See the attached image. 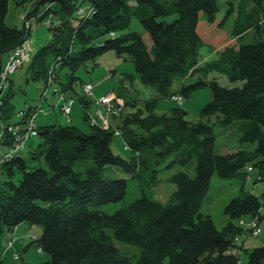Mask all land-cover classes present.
Listing matches in <instances>:
<instances>
[{
    "label": "trees",
    "instance_id": "trees-1",
    "mask_svg": "<svg viewBox=\"0 0 264 264\" xmlns=\"http://www.w3.org/2000/svg\"><path fill=\"white\" fill-rule=\"evenodd\" d=\"M11 3L17 9L34 4L23 15L33 24L44 26L48 17L58 21L25 65V83L42 82L45 90L55 86L59 94L74 91L76 83L82 87L76 76L80 68L90 74L102 55L114 52L133 64L136 76L129 80L138 78L154 96L141 106L126 103L133 111L120 115L115 129L129 152L126 157L111 150L112 127L89 124L87 113L86 131L70 123L38 126V141L28 153L38 164L29 167L21 154L1 165L0 238L22 224L39 227L40 237L30 245L48 255L43 264H264V245L248 251L244 239L234 242L243 233L238 221L257 217L260 223L264 211V194L245 191L253 173L255 181L264 180V0L230 1L220 21L217 0H0V73L3 56L28 40L30 32L8 22ZM83 5L90 13L78 18ZM170 15L176 19L161 20ZM231 17L228 35L235 43L200 64L203 41L219 45L226 36L216 31ZM133 19L149 44L129 31ZM214 74L241 87L224 88ZM186 78L193 79L188 86ZM175 80L181 84L173 90ZM202 88L210 90L211 100L198 120H185L180 107L156 114L160 101L176 95L187 99ZM13 95L9 88L1 97L3 124L20 111ZM77 101L87 109L85 98ZM233 123L238 124L239 149L216 154L214 128ZM9 138L5 135L2 142L5 149L11 146ZM173 157L168 167L177 163L184 170L169 178L176 191L167 204L143 194L111 216L89 209L93 199L105 205L126 196L127 181L106 178V168H119L131 178L153 174L156 180ZM213 175L240 181L239 195L223 210L228 222L221 230L200 212ZM112 239L136 247L139 256L133 260L119 252Z\"/></svg>",
    "mask_w": 264,
    "mask_h": 264
},
{
    "label": "rangeland",
    "instance_id": "rangeland-1",
    "mask_svg": "<svg viewBox=\"0 0 264 264\" xmlns=\"http://www.w3.org/2000/svg\"><path fill=\"white\" fill-rule=\"evenodd\" d=\"M230 1H233V0H217L218 5H219V9H220V11L217 15V18L219 21L222 19L225 10L228 7V2H230ZM10 5H11L10 6L11 13L8 17V22L12 23V20L17 18L18 12H23V15H24L28 11V9L30 8V6L32 4H27L23 9H19V10H17L15 5H13L12 3ZM263 6H264V3H263ZM34 7L35 6H33L30 9L33 10ZM41 10H43V9H41ZM81 10L85 11V13L84 14H77L78 18L85 17L86 13L89 12V7L87 5H83ZM174 19H176V15H170L164 19H161V20H164L166 22H171ZM20 20H22V17ZM44 20L46 21L45 22L46 26L44 25L46 28H43V26H41V30L44 29L45 33L48 36L49 34H48L47 29L49 27L48 26L49 25L48 24L49 19L46 18ZM233 20H234V17H231L228 21L225 22L224 27L221 29V31L219 30L216 32L222 33L223 35H226V37H229L228 34L232 28ZM24 29H25V27H24ZM129 31L138 33L140 36H142V38H144V40L148 44L150 43L149 37L147 36L145 31L143 30L141 24H139L136 20L133 19L131 21L130 26H129ZM226 39L223 38V40H220L219 45L213 44V43L211 44V43H207L206 41H203V46L200 49V59L205 60V58L210 57L211 51L213 49L223 48L224 46H226L225 45ZM47 41H48V38L46 39V42ZM217 41H219V39ZM27 42H28V46L26 48L33 53L34 49L32 46V42L30 40H27ZM27 53H28V51H27ZM5 56L6 55L3 56V59L5 58ZM116 59L118 62H114ZM7 62H8V58H7ZM2 63H3V61H2ZM99 64L102 67L104 66V68L109 66L111 68L110 70H116L117 71L116 75L114 77V82H113L114 88L116 89L115 93L121 97L127 96V92H126L125 87H122V82L125 85L126 82L130 81L129 80L130 78L128 79L127 76H131V75L136 76L133 64L128 60L124 61L122 58H117L116 55L114 54V52H107L104 55H102L99 59ZM105 64H106V66H105ZM24 71H25V69L21 68L15 74H13V76H12L13 78L11 77L12 81H13L12 92L14 93V95H13L14 97H13L12 102L15 104V110H18L20 108H24L26 105H29V106L35 105L36 108L34 110H32V111L27 110V112H33L34 113L36 124H37V122H39V123H42L44 121L47 122V117L43 114L44 112L50 113L52 115L51 116L52 122L54 119L53 117H55L57 119V122H59V123H56V125L67 124L65 122L66 118L63 116L61 111H60V113H61L62 117L60 116L59 110H58L59 108H57L55 106L54 110L52 109V103L57 101V99L60 100L61 97L65 98V100H68L66 103L71 102V105L75 104V107H81L80 106L81 104L77 101L78 97H83L87 101L89 99H92L94 102H96L100 108H98L94 112L92 110L91 112L93 115H88V118L91 116L94 117L96 115L97 111H100L102 113V115L107 114L106 109L101 104H99L97 102V100H96L97 98H94V97L93 98H91V97L87 98L85 96L84 92L82 91V89L79 86V83H76L74 85V91H66L64 93L57 95V94H53L52 91H53V89H56V87L52 86L50 88L49 87L46 88L47 92L45 94V92L43 91L42 82L25 83ZM128 73H129V75H127ZM82 75H85V69L83 67L80 68L76 73V76L83 77ZM214 76L217 78L218 84L224 88H236V87L239 88V87H241V84H242L241 82L231 83L230 81L227 80V78L225 76H222L219 74H214ZM131 81H133V80H131ZM183 82H184L183 84L185 86H188L189 84H191L193 82V79L186 78L185 80H183ZM180 84H181V80H175L173 82L172 89L173 90L178 89ZM56 91H57V89H56ZM45 95H46V99L44 98ZM69 97H72L75 100L68 99ZM210 100H211V93H210V90L208 88H202V89H199L197 91L192 92L187 99H184V102H183L182 106L180 107L186 112L185 120L191 121V122L198 120L201 109L208 102H210ZM63 102L64 101H62V103ZM41 106L43 109V113L38 114L41 110ZM176 107H177V105L172 101V99H164V100L160 101L159 104H157L155 112L158 115L168 114L170 109L176 108ZM87 109H88V107H87ZM125 109L126 108H124L122 110L123 115L127 114L126 112L128 110L125 113H123ZM37 114H38V116H37ZM63 118L65 119V121L63 120ZM119 118H116V119H119ZM14 120L16 121V117L14 118ZM203 121H205V120H203ZM12 124H15V122H12ZM98 124L102 125L101 122H98ZM108 124H110V123L108 122ZM237 125L238 124L233 123L226 128H214L215 153L216 154H227L229 152H233V151L237 150V148L239 146V138H240V134L237 131ZM87 127H88V125L84 124V128H81V129L84 130ZM114 139H116V136L113 137V142L111 144V150L113 151V153L117 154L121 157L128 156L129 152L125 151L123 144L118 149L115 145ZM119 139L121 140L120 137H119ZM37 141H38L37 138H33V139L29 140L28 143L26 144L23 152H22V157L25 159V161L29 167H32V166H35L38 164L37 161L31 160L30 155L28 154L31 147H33ZM31 142H32V144H31ZM5 151H6L5 147H1L0 148V155ZM172 161H175V157L169 159L163 166H161L160 172L156 176V180H154L153 174L145 173V174H141V175L137 176L136 178H131V177L127 176L126 173L123 172L119 168H116V167L106 168V170H105L106 178H108V179H124L127 181L126 196L122 201H120L118 203H111V204H105V205L104 204L97 205L94 203L95 200L93 199L89 203V206H88L89 209L98 210L99 212H102L106 215L111 216V215L115 214L116 212H118L119 210H121V209L125 208L126 206L132 204L136 200L140 199L143 194L152 201L158 202V203L163 204V205L167 204L169 202L171 195L176 191L175 187L173 185H171L170 183H168V180L176 172L184 170L181 167H179V165L177 163H175L173 166L171 165L168 167V165H170V163ZM41 165L43 166L44 163L41 162ZM0 174H1V171H0ZM19 178L20 177L17 175L13 179H19ZM250 178H251V180H248L246 185H245V191L250 192L251 194H253L257 197H260L261 195L264 194V180L255 181L256 180V173H253ZM254 182L257 183L255 186H254ZM239 185H240V181L238 179H220L216 175H213L211 177L210 184H209V190L207 192V195L203 199V202H202L201 208H200V212L204 215L210 216L211 220L213 221L215 227L218 230H221L228 222V218L223 214V210H224L225 206H227L228 203L232 199L236 198L239 195V193H238L239 192ZM261 214H262V220L260 221L259 227H258V231H259L258 237H255V238L250 237L249 239H246V242L244 241V248L246 247L245 249L248 251L264 245V216H263L264 211L263 210L261 211ZM22 225L26 226V227L30 226L28 224H22ZM30 227H32L34 230L40 229L37 226H30ZM31 234H33V233H31ZM106 234L111 237L110 231H106ZM7 236H8L7 232L4 233L2 235V237L0 238V242H3L4 238ZM112 242H113L115 248L119 252H121V253L125 254L126 256L132 258L133 260L139 256V251L136 247L118 242L114 239H112ZM28 248H33L35 253L36 254L38 253V249L35 247H32L30 244H29ZM42 255L47 256V260H49V257L47 254L42 253ZM19 256H21V255H19ZM20 258H21L20 260L12 259L11 264H23V259H22V257H20ZM242 259H245V255H244V257H242Z\"/></svg>",
    "mask_w": 264,
    "mask_h": 264
},
{
    "label": "crops",
    "instance_id": "crops-1",
    "mask_svg": "<svg viewBox=\"0 0 264 264\" xmlns=\"http://www.w3.org/2000/svg\"><path fill=\"white\" fill-rule=\"evenodd\" d=\"M12 4L14 5V3H12ZM10 6L11 5H9V15L11 13ZM33 6H34V4H32L30 6V8H32ZM30 8L28 9V11H30ZM41 9H44V7H37V10L39 12L42 11ZM17 10H19V9H17ZM21 17H23V12H18L17 18L12 20V23L16 26L17 30H19V31H22L23 27H24V25L22 24V21L20 20ZM29 20H33V19H29ZM41 26L42 25L40 22L34 23L31 26L30 32L28 35V40H30L32 42V46H33L34 51L37 50L40 46L44 45L46 43L47 38L49 40V35L47 36L44 29L41 30ZM43 28H45V27H43ZM226 38L227 39H226L225 45H232L235 43V41L230 39L229 37H226ZM220 49H222V48L213 49L211 51L210 57L205 58V60H201L200 64L214 58L216 53ZM7 58H8V55H6L5 58L2 60L3 66H5L7 64ZM114 62H118L117 59ZM105 66H106V64H105ZM22 68L25 69V67H22ZM110 69L111 68L109 66L105 67V68H104V66L103 67L100 66L99 61H98L96 64V67L91 71L90 74H86V72H85V75H82L83 77L78 76L80 78L82 84H84L86 82L92 83V85H93V97L94 98L98 99L108 92L115 93L116 89L114 88L113 82H114V77H115L117 71L116 70H110ZM127 75H129V73ZM131 76H133V75H131ZM11 77L9 80V86L6 89V91L9 88L12 90V87H13L12 78L13 77L12 78ZM213 77H215V76L213 75ZM122 87H125L126 92H127V96L122 97V98H124L125 104L130 103L132 106H135V105L141 106L142 102L144 100L150 99L154 96L153 90L144 87L138 81V79H135V78H133V81H131V82L130 81L126 82L125 85L122 82ZM44 90L45 89L43 88V91ZM46 92H45V94H46ZM44 98L46 99V95ZM68 99L75 100L72 97H69ZM67 101L68 100H65V98H64V102L62 103V101L57 99V101L52 103V109L54 110L55 106L57 108H59L58 110H59V114L61 116L60 108ZM88 102H89V105H88L87 110H84L81 105H80L81 107H75V104L72 105L71 114H70V117H71L70 124L71 125L77 126L79 129L84 128V124H86L83 122L84 113H87L88 115H93L91 111L93 110V112H94L95 110L100 108L98 106V104L96 102H94L92 99H89ZM35 108H36L35 105L34 106L26 105L24 108H20L16 111H19V110H31L32 111ZM131 111H133L132 108L130 106H126V109L124 110L123 113H125V112L129 113ZM40 113H43L42 106H41V110L38 114H40ZM38 114H37V116H38ZM43 114L47 117V122L46 121H44L42 123L37 122V124H36L37 127L59 123V122H57V119L55 117H53L54 118L53 122L51 121L52 115L50 113L44 112ZM63 120L65 121L64 118H63ZM119 121H120V119H116V118L109 119V122H110V125L112 128H115L117 126V124L119 123ZM12 122H16V121L13 119L10 123H12ZM65 122L68 123L67 121H65ZM87 129H88V127L85 128L83 131H86ZM114 142H115V145L118 149L123 144L122 141L119 139V136L116 137V139H114ZM31 144H32V142H31ZM31 233H33V234H31ZM40 233H41L40 229L34 230L30 226L26 227L23 225H19L13 231L7 232L8 236L4 238L3 242H0V261H2L4 264H11L12 259H14V254H17L19 257L18 260H20L21 259L20 257H22L23 264H43L44 262H46L47 256L42 255V252L41 253L38 252L37 253L38 255H37L35 253V251L33 250V248H28L29 244H31L30 237L33 236V237L38 239L40 237ZM8 243H11L10 247H8ZM19 255H21V256H19ZM242 257H244V255H241V260L244 261V259H242Z\"/></svg>",
    "mask_w": 264,
    "mask_h": 264
},
{
    "label": "built area",
    "instance_id": "built-area-1",
    "mask_svg": "<svg viewBox=\"0 0 264 264\" xmlns=\"http://www.w3.org/2000/svg\"><path fill=\"white\" fill-rule=\"evenodd\" d=\"M81 9L82 8L77 11V14L85 13V11H82ZM89 13L90 11L86 13L85 16L89 15ZM22 20L24 21L25 29L29 30L31 28V25H33L31 20L26 21L24 16L22 17ZM48 24L49 27H53L58 24V21L49 20ZM27 46L28 42L27 40H25L20 46L16 47L12 52H10L8 55V62L0 73V116L2 105L1 97L9 86L10 77L15 74L19 69L27 65L33 55V53L26 48ZM27 51L29 54L27 53ZM52 80L53 77L49 78L48 80V84L50 86H52ZM82 91L84 92L87 98H93V85L90 82H86L82 85ZM44 92H46V90ZM53 92L55 94H58V91H56V89H53ZM96 100L106 109L107 114L102 115L100 111H97L94 117L91 116L88 118V121L91 125H97L98 122H101L103 126H100L106 129L110 127V124H108V122L111 117H120L122 110L125 107L124 101L114 93H107ZM60 101H64V98L61 97ZM173 102L176 103L178 106H181L183 103V98L181 96L173 97ZM71 109V102L64 103V105L60 108V111L62 112L63 116L66 118V121L68 123H70L71 121ZM5 135H8L10 137L9 139L11 141V146H9L6 151L0 155V170L1 165L3 163L8 162L13 157L21 155L28 141L38 136L34 113L27 112V110H20L16 115L15 124L10 123L8 125L3 124L0 117V148L3 147L2 142L4 141ZM115 135L119 136V132L117 131ZM247 172L251 173L252 168L248 167ZM237 225L243 230V233L239 238H235V243H239L241 239H244V241L246 242V239H249L250 237H258L259 221L257 217H253L249 220L240 219ZM30 239L31 241L36 240V238L33 236L30 237ZM10 246L11 243H8V247ZM38 252L40 253L41 250L38 249ZM14 259L18 260L19 257L14 254Z\"/></svg>",
    "mask_w": 264,
    "mask_h": 264
},
{
    "label": "bare ground",
    "instance_id": "bare-ground-1",
    "mask_svg": "<svg viewBox=\"0 0 264 264\" xmlns=\"http://www.w3.org/2000/svg\"><path fill=\"white\" fill-rule=\"evenodd\" d=\"M45 26H46V25H45ZM45 26H43V27H45ZM45 28H46V27H45ZM115 128H116V127H115ZM115 128H112L113 131H114V136H116L115 133L117 132V130H116Z\"/></svg>",
    "mask_w": 264,
    "mask_h": 264
}]
</instances>
